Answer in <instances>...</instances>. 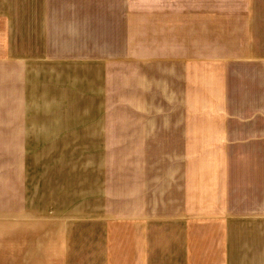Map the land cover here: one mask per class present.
<instances>
[{
	"label": "crops",
	"instance_id": "0c3cea01",
	"mask_svg": "<svg viewBox=\"0 0 264 264\" xmlns=\"http://www.w3.org/2000/svg\"><path fill=\"white\" fill-rule=\"evenodd\" d=\"M0 264H264V0H0Z\"/></svg>",
	"mask_w": 264,
	"mask_h": 264
}]
</instances>
